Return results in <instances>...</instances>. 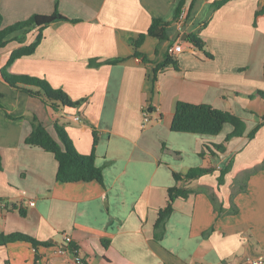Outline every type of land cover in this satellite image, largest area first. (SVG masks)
<instances>
[{"label":"crops","instance_id":"crops-1","mask_svg":"<svg viewBox=\"0 0 264 264\" xmlns=\"http://www.w3.org/2000/svg\"><path fill=\"white\" fill-rule=\"evenodd\" d=\"M180 1H0L2 29L56 10L79 20L46 27L35 53L8 73L46 80L72 100L84 99L77 109L54 110L0 79V235L23 234L43 244L37 250L24 242L0 246V264H264V100L257 96L264 91V14L255 25L264 0H231L220 9L214 6L220 0H186L178 16ZM154 19L171 24V41L147 37L140 52L152 62L144 63L134 56V41ZM39 34L36 27L11 35L0 49V70ZM184 34L199 35L205 50L183 41ZM176 44L184 48L175 55L179 68L153 82L156 64ZM117 59L123 62L105 64ZM179 101L233 113L245 122L244 135L212 155L204 144H223L234 127L225 125L216 137L174 132ZM34 116L62 146L55 123H63L87 157L96 131L94 163L103 184L59 183L55 156L26 143ZM195 168L213 172L186 184L193 193L174 202L157 240L159 211L177 185L173 173Z\"/></svg>","mask_w":264,"mask_h":264},{"label":"trees","instance_id":"trees-1","mask_svg":"<svg viewBox=\"0 0 264 264\" xmlns=\"http://www.w3.org/2000/svg\"><path fill=\"white\" fill-rule=\"evenodd\" d=\"M185 1L186 0H181L179 2L178 16L181 14V10L185 5ZM229 1L231 0H220L216 2L214 4L215 9H220ZM263 14L264 7L256 12L255 25L257 24L258 18ZM57 22H68L76 24L79 23V20L69 19L63 16L58 10H56L52 15H34L26 21L19 22L10 27L2 29V17L0 14V49L8 45V43L11 41L9 40V37L15 33L22 31L27 33L36 27L40 29V34L35 42H33L29 46H22L12 53L7 66L0 70V79L8 86L26 93L30 97L40 99L41 101H43V103L54 110L59 107L77 109L84 103V99L74 101L63 89L53 88L46 80H41L30 76H14L8 73V68L11 67L15 61L24 56H29L35 53L43 39V30L46 27H49L50 25ZM170 25V23L164 22L163 20L154 19L148 32L145 34H140L138 39L134 41L135 58L141 59V61L144 63L152 62L145 54L140 52V48L147 37L155 38L160 42H170L171 39L168 33V28L170 27ZM188 40L189 43L195 46L197 49L201 51L205 50V43L199 35L190 34L188 36ZM206 55L211 58L213 57L207 52ZM121 62L123 61L117 59L108 61L105 64L116 65ZM90 65L97 67L100 64H98L95 60H92ZM170 67L178 69V60L175 56L166 54L165 60L162 63L156 64V67L153 70V82L157 81L159 73L167 70ZM257 96L261 97L264 100V91H258ZM227 124L232 125L234 127V130L226 137V143L244 135L246 124L243 120L235 116L233 113L215 109L210 105L191 104L179 101L176 105L175 115L172 123V131L177 133H189L202 137H216L223 131L225 125ZM262 126L263 125L257 126L248 135V139H254L259 128ZM55 127L63 146L51 136L47 129L34 116L32 118V132L26 139L27 145L42 148L55 156L56 160L59 163L57 172V181L59 183L72 184L98 182L100 184H103L104 180L102 169L95 166L94 163L96 147L99 141V137L96 131H94L93 133V152L90 156L87 157L77 152L67 134L65 125L63 123L57 121L55 123ZM204 147L205 150H207L212 155L223 154L226 151L225 144L214 145L205 143ZM201 155L204 156V153H202ZM2 167L3 164L0 153V170H2ZM229 170L230 167L221 172V176L219 177V185H222L224 183V177ZM212 172V169L195 168L191 169L187 174H179L176 172L173 173L177 185L169 188L168 205L166 208L159 211V216L155 224V235L156 238H158L157 240H160V235L165 229V224L174 211V202L177 199H187L193 193V190L187 188L186 184L198 180L200 177L211 174ZM3 203L4 200L0 199V207ZM20 212L23 216L26 215V212L24 210L21 209ZM20 242L30 243L35 248V250H37L40 245H43L37 242L32 237L23 234L0 235V246H8L10 244ZM69 248L71 249L73 256H75V258L78 257L75 254V251L77 250L76 246L74 244H71ZM39 259L40 256L37 255V261Z\"/></svg>","mask_w":264,"mask_h":264},{"label":"built area","instance_id":"built-area-1","mask_svg":"<svg viewBox=\"0 0 264 264\" xmlns=\"http://www.w3.org/2000/svg\"><path fill=\"white\" fill-rule=\"evenodd\" d=\"M183 50H184V48H183L182 45L176 44L173 48L170 49L169 54L172 55V56H175V55H178V54L182 53ZM79 119H80V117H77V120H79ZM30 205L31 206H35V203L31 202ZM64 240H65V244L67 246H70L72 244V238L69 235H65ZM66 251H67V248L66 249L65 248H60L58 250V253L63 254ZM75 253H77V250L75 251ZM76 261L78 263H83L82 260L79 257H76ZM251 264H263V262L258 260V261L252 262Z\"/></svg>","mask_w":264,"mask_h":264},{"label":"water","instance_id":"water-1","mask_svg":"<svg viewBox=\"0 0 264 264\" xmlns=\"http://www.w3.org/2000/svg\"><path fill=\"white\" fill-rule=\"evenodd\" d=\"M178 36H179V32L176 33L174 39H176ZM182 40L188 42V35H187V34H184V35L182 36Z\"/></svg>","mask_w":264,"mask_h":264},{"label":"rangeland","instance_id":"rangeland-1","mask_svg":"<svg viewBox=\"0 0 264 264\" xmlns=\"http://www.w3.org/2000/svg\"><path fill=\"white\" fill-rule=\"evenodd\" d=\"M163 44H164V43H163ZM9 68H10V67H9ZM9 68H8V70H9ZM223 144H225V145H226L227 143H226V142H224Z\"/></svg>","mask_w":264,"mask_h":264}]
</instances>
